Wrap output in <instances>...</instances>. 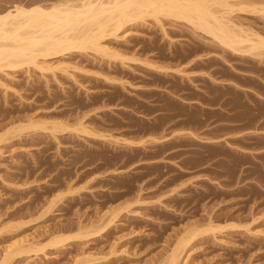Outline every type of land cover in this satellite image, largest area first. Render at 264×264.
Here are the masks:
<instances>
[{
	"label": "rangeland",
	"instance_id": "obj_1",
	"mask_svg": "<svg viewBox=\"0 0 264 264\" xmlns=\"http://www.w3.org/2000/svg\"><path fill=\"white\" fill-rule=\"evenodd\" d=\"M65 1L0 0V14ZM217 1L213 10L232 4L227 19L264 37V0ZM194 28L147 17L102 42L119 59L74 53L0 70V262L6 247L27 240L29 253L8 264H165L196 230L178 264H264V200L239 197L255 189L192 183L173 167L163 176L159 164L131 168L141 151L115 136L135 123L113 105L126 103L131 89L166 82L152 70L184 72L204 53L217 54L218 71L249 61ZM256 51L251 56L264 61V48ZM173 85L182 88L178 79ZM82 230L95 236L33 252Z\"/></svg>",
	"mask_w": 264,
	"mask_h": 264
},
{
	"label": "crops",
	"instance_id": "obj_2",
	"mask_svg": "<svg viewBox=\"0 0 264 264\" xmlns=\"http://www.w3.org/2000/svg\"><path fill=\"white\" fill-rule=\"evenodd\" d=\"M215 55L193 58L184 72L152 70L166 82L139 85L126 103L113 105L135 123L115 136L141 151L131 168L159 164L168 176L173 167L187 174L185 181L237 184L256 192L239 197L264 200V61L238 54L249 61L218 71Z\"/></svg>",
	"mask_w": 264,
	"mask_h": 264
},
{
	"label": "bare ground",
	"instance_id": "obj_3",
	"mask_svg": "<svg viewBox=\"0 0 264 264\" xmlns=\"http://www.w3.org/2000/svg\"><path fill=\"white\" fill-rule=\"evenodd\" d=\"M217 2V0H70L50 6L15 5L13 9L0 14V70L4 67L19 69L25 64H35L34 66L38 67L36 63L38 58L47 59L87 52L107 53L103 41L117 37L125 28L145 21L147 17L156 20L172 18L187 22L199 31L211 35L227 49L243 55L264 48L263 36L250 34L229 20L228 13L233 12L231 9L235 6L223 3L226 11L230 8L229 12L227 13L225 9V13L223 10L218 12L212 9L213 4L217 5ZM220 3L219 5H222ZM242 8L238 9L243 10ZM225 14L228 16L225 17ZM107 54L112 57L116 55ZM118 57L120 55L117 54L114 59H119ZM117 214L116 212L114 217ZM109 224L111 222L98 230L97 234L106 232ZM85 231H79L71 237L56 235L33 252L45 253L47 249L68 244L73 238L82 240L94 235L91 230ZM190 233L192 234H184L185 237L180 238L177 248L171 252L165 264H178L180 249L183 251V247L186 248V245L197 237L196 230L195 234L192 231ZM26 241H19L22 243L6 247L0 264H8L14 257L29 253L31 249L24 246Z\"/></svg>",
	"mask_w": 264,
	"mask_h": 264
}]
</instances>
